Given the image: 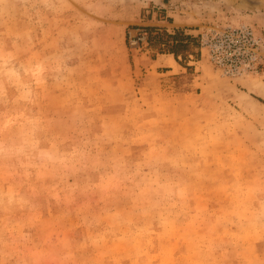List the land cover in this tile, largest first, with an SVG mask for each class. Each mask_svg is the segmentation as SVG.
<instances>
[{
	"label": "rangeland",
	"instance_id": "rangeland-1",
	"mask_svg": "<svg viewBox=\"0 0 264 264\" xmlns=\"http://www.w3.org/2000/svg\"><path fill=\"white\" fill-rule=\"evenodd\" d=\"M261 1L0 0V264H264Z\"/></svg>",
	"mask_w": 264,
	"mask_h": 264
},
{
	"label": "crops",
	"instance_id": "crops-1",
	"mask_svg": "<svg viewBox=\"0 0 264 264\" xmlns=\"http://www.w3.org/2000/svg\"><path fill=\"white\" fill-rule=\"evenodd\" d=\"M183 1L188 3L201 2L203 6H205L206 4L207 6L208 4L219 5L221 4V2H225L228 4L227 9H229L230 12L234 13L235 16H232L234 20L237 19L238 17H239L238 19L241 18L251 19L253 16L257 15L256 13H257L258 5L261 4L262 2L261 0H142V5H141L142 14L137 19H135L133 23L137 25H154V24L163 25L165 27V30L168 32L186 26H197V25L202 26L203 24L205 25V22H207L208 18L210 17L208 11L203 10L200 14V20L198 19L194 20L191 13L189 14L185 13L183 15H179L178 12L175 13V11L177 10L171 9L172 4L174 2L180 3ZM145 7L152 9L150 14H147L149 13V10H144ZM160 7L165 8L167 13L168 10H171L169 11V16L173 19L171 23L165 21H158L157 19H155L154 17L155 14H153L154 13L153 11H155L154 8H160ZM222 8H220V10ZM227 9L223 8L222 11L220 12L222 13L224 12L223 14L228 13ZM235 22H237V20ZM187 30L190 33L197 32L196 30L191 28ZM160 57H165L166 60L165 66H172V64L175 63L173 56L170 54H160ZM159 58H157V60H159ZM136 59L140 60L141 57L136 56Z\"/></svg>",
	"mask_w": 264,
	"mask_h": 264
},
{
	"label": "trees",
	"instance_id": "trees-1",
	"mask_svg": "<svg viewBox=\"0 0 264 264\" xmlns=\"http://www.w3.org/2000/svg\"><path fill=\"white\" fill-rule=\"evenodd\" d=\"M171 40L168 52L173 54L175 58L179 56L182 50H192L190 45L196 44V38L191 35H185L182 31L178 30L172 35H166Z\"/></svg>",
	"mask_w": 264,
	"mask_h": 264
}]
</instances>
